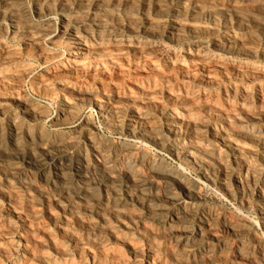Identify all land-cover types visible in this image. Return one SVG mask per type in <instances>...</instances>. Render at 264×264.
Segmentation results:
<instances>
[{
	"label": "rangeland",
	"instance_id": "rangeland-1",
	"mask_svg": "<svg viewBox=\"0 0 264 264\" xmlns=\"http://www.w3.org/2000/svg\"><path fill=\"white\" fill-rule=\"evenodd\" d=\"M198 2L199 3L197 5L200 6H197V8L193 9V19L190 16L185 17V20L182 19V24L185 25V27L187 26L184 31L187 29V31H185L186 33L188 30H193V28L195 30V27L198 28L196 31H198V34H200L201 41L209 46H214L215 44L220 45V43L222 45L225 44L226 41L230 42L231 40V44L229 43L230 45H228L231 48L232 53H230V55H220V59L217 58V61L219 59V65L218 63L212 64V62H210L209 64H203V66L199 62H188L187 64H184V69H178L176 66L174 68L168 67L169 65L166 63V60L169 56L175 53H179L178 55H181L183 50L187 49L188 46L194 45L193 40L190 38L179 41L173 45L167 44L165 35L163 34L167 28L169 29L171 25V15L173 11H176V3L174 0H159V8H157V6L156 9L154 6H151L150 8V13L148 16H150V20L153 23H151V26L156 34L158 33L160 35L154 38L153 43L158 48H161L158 56L151 58L150 64H143L144 61H142V58L138 59L136 56L131 53H127L126 50L123 49L119 52H114L117 55H114L113 53V56L109 61L102 62V65L100 64V67L102 66L101 68L99 65L97 67V64H95L93 61H85V64L73 63L67 59L66 52L64 51V48L66 47V45H64V39H57L59 41L55 40L53 45L52 43L50 45H46L45 50L46 52L48 51L47 57L46 59H40L34 54L33 50L27 49L24 45H22V42L17 41V39L12 38L11 36L9 37V34L4 30L7 27L6 25L9 23L7 21L3 22V27L2 25L0 26V35L2 36H0V50H2L0 51V58L2 57L3 52L7 51L12 53L13 57L11 60L14 61H6V63L0 64V151H9L10 145L13 142H16L19 144V153L22 155L20 156L19 154L18 156L20 157L17 156V158L20 159L16 158L17 160H15V166L7 164L9 158L3 157L4 161L2 160L0 162V166L4 168L6 165V167L5 169H0V174L3 173L2 171H4V173L9 172L7 173L8 175H12L14 173L21 174L23 179L27 181L30 180L29 182L32 184V187L29 189L32 190L23 192L13 182V193H10V196H4L3 193L7 191V186L5 185L4 181H0V229L4 228L5 231H9L8 233H10V229H12L14 230L16 236L19 234L25 236V233H27L26 229L29 225L32 229L33 235L39 238L43 244L40 247L38 246L39 248H37V251L39 253L46 252L45 254L48 255L51 254L50 256L54 257L59 264H121L120 261L123 260L125 264H264V256H260L257 247L258 241L264 243V227L262 226L261 221V219L263 220L264 215V162L260 160V152L256 151L254 148H251L248 144L235 141L237 144H240L245 148V151H241V154L239 153L236 155L233 149L232 151L230 150V147L227 143H222L221 141L218 142L217 139L210 136V134L208 135V133L202 139L201 154L204 155L206 153V156L210 158L209 160H211V162L208 159L205 160L210 171L215 173L222 170L226 173L225 183L227 184L231 193L230 196H226L216 184L211 183V185L210 183L208 184V182H205V180L197 174V171L194 170L193 167L191 168V166H188L186 163L174 159V157L169 155L166 149H161L152 144L145 143L144 140L128 135L125 132L116 131L114 128L111 129L112 126L108 127L100 117L95 106L93 104H88V98L85 99V97L81 95V93L86 90L88 92L90 91L91 94L94 95L93 99L99 102L104 101V98L113 99L116 97H121V99H123L127 95L138 97V100H143L146 98L148 99V102L151 100L149 102L150 104L146 101L147 103H144L143 105H140L141 101L133 105L127 104L124 101H118L119 103L116 102V106L119 108L122 106L121 110L124 108V111L122 110L124 113V119L122 122H120L119 127L121 129L125 124L129 118L131 109H139L145 114L146 118L148 117L147 120L152 126L155 124L153 127H155L156 131H158V133L163 137L166 136L165 121L167 114L173 111L180 116L183 113V110L186 108L188 110L191 108L190 106H193L192 103L190 105V103L185 102L187 105L182 107L183 105L177 104V102H174L168 98V94H183L185 90L188 92L192 91L196 94L195 97L197 98L195 99H191L190 96L187 95V99L194 101L195 104L197 102H202V100L212 102L213 105L216 103L214 105L215 109L210 112H196L194 114L192 113L193 115H191L192 120L197 121L198 123L202 122L201 125L206 126L207 129L213 133L217 132V134H220L223 131L224 133L227 131H229L228 133H232L230 131H232L235 126H228V123H225L218 118L221 113H226L228 115L230 114L229 116L231 119L229 118V120L232 121V125L233 123L237 122V119H241V117L244 118L245 115H243L240 111V104L244 100V102H250V110L252 112H257L255 114H257L256 116L259 122L256 125L264 126V102L259 103L258 100V94L262 95V97L264 96V34L261 32L262 23H264V10H262L264 9V4L263 8L259 5L264 3V0H255L252 3H248V5L251 7L253 6L252 11L250 10L251 7L247 5V7H249V11L245 10L242 13L236 12L235 16L241 15L239 16L241 20H243L241 24L239 23L240 21L237 24L233 23V18L230 17V19L228 18L225 21V5L222 6V4H226L225 2H220L219 5L213 0H202V2L198 0ZM34 3L35 0L24 1V6L28 8L29 13L34 6ZM134 4L135 10L130 16L132 18H125V16L120 15L115 17L113 22L115 24L120 23V25H123L125 23L127 24L130 19L129 22H131L132 25L145 24L146 18H144L142 13H140V10L138 9V3ZM36 17L37 16L35 13H31L29 19L32 18L31 20L36 24L39 23V25L45 24V22L52 25L56 22H59L60 18L57 14H51L49 16L40 18ZM201 19L203 22H201ZM200 27L204 28L205 30H199ZM209 28H211L214 33L211 32ZM241 44H244V46ZM242 46L244 47L245 51ZM106 47L110 52L112 45L107 44ZM236 48L239 50L243 49L244 52L247 50V52L250 53L248 56L242 53L240 54L241 51L235 50ZM125 60H127V62ZM136 60L138 62H136ZM75 66H77L76 68L78 69L74 68ZM235 66H238L239 69H233ZM23 68L26 70L28 68L29 71V74L24 77L26 79L16 75L20 70H24ZM253 72H255V74ZM76 91H80L81 93L79 95L81 96H77ZM142 91L144 92L142 93ZM146 93H149V98L147 97ZM76 102H78L77 105ZM66 105L67 107L68 105L71 107L74 105L75 106L68 111L65 107H62ZM258 110L260 113H258ZM234 117H236V119ZM60 120H64V123ZM245 120L243 119L244 123L247 122V120L246 122ZM223 123L230 130H227V127ZM13 124L15 125L14 128L12 126ZM86 132L94 139H98L97 141L106 140L113 144V146H120L123 149L129 150L126 157L120 162V166L118 168L115 167V169L112 167L113 174L116 171H120V167L125 168L128 166L129 168H132L131 170H133V172L138 176H140L141 173L142 177H140L143 180V188H145L146 191L158 193L156 195L159 196L157 197L159 198L158 200H153L150 203L152 210L159 211L157 214H159L161 217H164L167 222L172 218V215L177 210L176 206L170 201L182 196V194L179 186H177L172 180L166 181L161 178H156V175H152V172L147 166L148 163L151 161L160 163L171 175L180 174L182 175L185 182L195 185L196 191L199 193V199L196 198L192 200L189 206L192 210L190 211L192 212V217L189 220L188 225L184 229H181V227L174 223H168V225L165 226L154 225L150 221L151 214L148 213L146 211L147 209H144L145 207L141 205L142 198L140 200L138 199V201L136 198H134V196L131 199L125 195L126 192L124 191L123 185L126 183V178L122 176V173L117 172V174H114L112 186L115 188L116 193L114 198L110 200V203L104 207L100 203L101 195L97 189L95 191L93 190L94 192L92 191V194H87L85 197L86 201L82 204L77 202L72 197L71 193L73 190L77 189V186L74 182H68L65 184V187L68 190L66 191L69 192L67 196L69 198H62L58 189L50 187L51 185H48L44 181L40 180L41 170L39 165H41L44 161H47L48 156L50 159L53 155L59 153L58 151H60L61 148L58 147V143L61 145L66 144L67 147H71L68 149L67 156L65 159H63V169H66V166L70 161L74 162L79 158L83 159L84 161L86 160V163L89 162L93 168L97 167V163L95 162L94 158L91 157L88 146H86L87 143L85 142L82 134ZM46 135L48 137H46ZM26 137L28 139H26ZM38 139H45V141L48 142L47 144H50V146L46 149L47 151H43L39 146L36 147V145H38ZM176 141L179 143L182 142L185 145L189 144L188 139L183 140L181 137L177 138ZM29 143L32 145H29ZM224 144L226 146H224ZM248 149H250L249 152ZM51 150L54 152H51ZM240 159L243 160L241 161ZM250 166L253 167H251V171ZM14 168L15 171L13 170ZM245 168L247 169V172H245ZM249 172L254 179L250 177ZM246 173L248 176H246ZM242 174H245L246 177ZM236 176L239 178V180H237L238 182L234 181ZM232 181H234L235 184ZM14 193L18 197L17 199L14 197ZM6 196H8L9 199ZM127 199L130 200L128 201ZM15 200H17V202H15ZM120 203H122V206ZM57 205H59L62 209ZM113 205H119V210L116 214H114L115 216L110 212ZM83 207L88 212L82 209ZM96 212H99V215ZM74 214L79 218L78 221H76V216L72 217ZM100 214L102 215L101 217ZM208 214L209 216L213 217V223L210 225L211 227H209V231L206 226L201 224L199 218L200 215ZM147 216H149V218ZM30 217L34 220L30 221ZM101 218L106 222L101 221ZM66 220L69 222H66ZM29 221L30 223H28ZM222 223H236V225L233 226V231H230L223 227ZM146 228H149V231ZM192 229L201 230L203 234V241L200 245L194 246L189 251H182L184 252L182 253L175 242L182 239L183 236L181 234L189 230L192 231ZM150 231L153 232V235H156H150ZM78 242L80 244H89V246H91L92 250L94 251L97 250V247L94 246V243H98L100 246H102L100 249H104L106 251L108 249V253L112 254L114 258L101 260L102 258L99 256H96L95 259L85 255L79 256L77 247L80 244H77ZM1 244L5 245L6 242L2 241ZM175 253L176 255H174ZM241 256L243 258H241ZM120 257L122 259H120Z\"/></svg>",
	"mask_w": 264,
	"mask_h": 264
},
{
	"label": "bare ground",
	"instance_id": "bare-ground-1",
	"mask_svg": "<svg viewBox=\"0 0 264 264\" xmlns=\"http://www.w3.org/2000/svg\"><path fill=\"white\" fill-rule=\"evenodd\" d=\"M25 0H0V26L3 27V22L7 21L9 24L6 25L7 27L4 29L6 33L9 34V37L11 36L14 39H17V41L22 42L27 49H31L34 51V54L38 56L40 59H46L48 51L46 52L45 46L54 44L55 40L57 39H64L66 47L64 48V51L66 52L67 59L70 60L73 63H84L85 61H93L96 66L100 67V64L102 62H107L112 58L113 53L119 52L120 50H126L127 53H131L136 58L141 59L145 63H151V58L158 56V54L161 51V48L154 45L153 40L156 36H160L158 33L154 31V29L151 26V18L149 15L151 6H154L156 9L158 7L159 0H35L34 6L32 7L31 12H28V8L24 6ZM164 1V0H163ZM173 1V0H172ZM215 3L219 5L220 2H225V9H224V18L226 19L233 18V23H239L243 20L239 16H235L236 12L242 13L245 10H248L250 5L248 3H252L255 0H213ZM176 3V11L172 13L171 15V25L169 29L164 32L163 35H165L167 44L173 45L176 44L179 41H182L184 39L190 38L193 40L194 45L188 46L187 49L183 50L181 55L173 54L169 56L166 60V63L169 65L168 67L174 68L175 66L178 69H184V64H187L188 62H199L202 65L203 64H209L212 62V64L219 65V57L223 54H229L232 53L231 48L229 45L230 42H227L225 44L220 43L215 44L214 46H209L201 41V36L198 34V31H196L198 28L195 26V30H188L184 31L185 25L182 24V19L185 17H192L193 19V9L197 8V5L199 2L198 0H174ZM202 2V0H200ZM205 2V1H203ZM262 2V1H261ZM138 3V9L140 10V13L146 18V23L143 25H132L129 19L128 23L120 25L115 24L113 22L115 17H118L120 15H123L128 18L130 17L134 10H135V4ZM171 4V3H170ZM263 4H259L260 7L263 8ZM162 5V4H161ZM169 5V4H168ZM208 5V4H206ZM221 5V4H220ZM247 5L249 7H247ZM209 7V6H208ZM219 7V6H218ZM253 7V6H252ZM251 7V11L252 8ZM199 9V8H198ZM205 9V8H204ZM209 9V8H208ZM215 9V8H214ZM158 10V9H157ZM221 10V9H220ZM264 10V9H262ZM149 11V12H148ZM152 11V10H151ZM249 11V10H248ZM256 11V10H255ZM164 12V11H163ZM200 12V11H199ZM31 13H35V15L40 18L44 16H49L51 14H57L59 18V22H56L54 24H41L35 23L31 19H29ZM138 13V12H137ZM157 13V12H156ZM201 13V12H200ZM237 13V14H238ZM154 14V13H153ZM151 14V15H153ZM166 14V13H165ZM195 14V13H194ZM234 14V15H233ZM247 14V13H246ZM158 16V15H157ZM199 16V15H196ZM201 16V15H200ZM217 16V15H216ZM36 17V18H37ZM124 18V19H125ZM197 18V17H195ZM194 18V19H195ZM223 18V19H224ZM229 18V19H230ZM262 18V17H261ZM190 19V18H189ZM203 19V18H202ZM201 19V20H202ZM57 20V19H56ZM120 20V19H118ZM128 20V19H127ZM136 20V19H135ZM185 20V19H184ZM196 20V19H195ZM200 20V21H201ZM257 20V19H255ZM58 21V20H57ZM117 21V19H116ZM132 21V19H131ZM199 21V20H197ZM213 21V20H212ZM251 21V20H250ZM249 21V22H250ZM254 21V20H253ZM119 22V21H118ZM127 22V21H126ZM203 22V20L201 21ZM206 22V21H205ZM230 22V21H229ZM124 23V22H123ZM216 23V22H215ZM255 23V22H254ZM153 24V23H152ZM157 24V23H156ZM155 24V26H156ZM204 24V23H203ZM259 24V23H258ZM257 24V25H258ZM187 25V24H186ZM214 25V24H212ZM217 25V24H216ZM239 25V24H238ZM237 25V26H238ZM255 25V24H253ZM261 25V24H260ZM241 26V25H240ZM190 27V26H189ZM228 27V26H227ZM261 27V26H260ZM192 28V27H191ZM205 28V26H204ZM199 28V30L204 29ZM222 28V27H221ZM241 28V27H240ZM245 28V27H244ZM211 32L212 29L209 28ZM214 29V28H213ZM2 30V29H1ZM3 30V31H4ZM205 30V29H204ZM208 30V29H207ZM254 30V29H253ZM260 30V29H259ZM209 31V32H210ZM218 32V31H217ZM259 32V31H258ZM264 34V23H262V31ZM5 33V34H6ZM160 33V32H159ZM163 33V32H162ZM161 33V34H162ZM188 33V34H187ZM201 33V31H200ZM214 33V32H213ZM206 35V34H205ZM1 36V35H0ZM4 36V35H3ZM2 37V36H1ZM11 38V39H12ZM203 38V37H202ZM240 39V38H238ZM234 40V39H233ZM59 41V40H57ZM62 41V40H61ZM213 41V40H212ZM215 42V41H214ZM217 42V41H216ZM218 43V42H217ZM230 43V44H229ZM110 44L112 45V49L109 52L106 45ZM229 44V45H228ZM245 44V43H244ZM244 44H241L244 46ZM247 44V43H246ZM253 44V43H252ZM234 45V44H233ZM240 45V44H239ZM249 45V44H248ZM261 45V44H260ZM12 46V45H11ZM59 46V45H57ZM242 48L244 49V47ZM252 46V45H251ZM174 47V46H173ZM241 47V46H240ZM238 47V48H240ZM254 47V45H253ZM111 48V46H110ZM5 49V48H2ZM14 49V48H12ZM11 49V50H12ZM23 49V48H22ZM26 49V50H27ZM243 49H235L237 51H241L240 54H245L248 56L250 52H244ZM248 49V48H247ZM7 50V48H6ZM176 50V49H175ZM2 51V50H0ZM5 51V50H4ZM9 51V50H8ZM24 51V50H23ZM31 52V51H30ZM262 52V51H261ZM25 53V52H24ZM32 53V52H31ZM30 53V54H31ZM114 55H117L115 54ZM239 53V52H237ZM50 55V54H49ZM64 55V54H63ZM255 55V54H254ZM33 56V55H32ZM31 56V57H32ZM57 56V55H56ZM133 56V57H134ZM12 53L10 52H3L2 57L0 58V64L6 63V61L13 62L12 59ZM37 57V58H38ZM52 57V56H51ZM50 57V58H51ZM55 57V56H54ZM59 57V56H58ZM124 57V56H123ZM167 57V56H166ZM256 57V56H255ZM259 57V56H258ZM30 58V57H29ZM117 58V57H116ZM122 58V55H121ZM217 58L218 61H217ZM119 59V58H118ZM162 59V58H161ZM112 60V59H111ZM135 60V59H134ZM133 60V61H134ZM225 60V59H224ZM36 61V60H35ZM45 61V60H44ZM127 62V60H125ZM46 62V61H45ZM136 62H138L136 60ZM21 63V62H20ZM88 63V62H87ZM114 63V62H113ZM142 63V62H141ZM246 63V62H245ZM47 64V63H46ZM78 64V65H79ZM85 64V63H84ZM94 64V65H95ZM141 64V65H143ZM237 64V63H236ZM75 65V64H74ZM77 65V64H76ZM102 65V64H101ZM106 65V64H105ZM104 65V66H105ZM117 65V64H116ZM115 65V66H116ZM127 65V64H126ZM135 65V64H134ZM133 65V66H134ZM153 65V64H152ZM195 65V64H194ZM29 66V65H28ZM91 66V65H90ZM107 66V65H106ZM111 66V65H110ZM136 66V65H135ZM140 66V65H139ZM156 66V65H154ZM189 66V65H188ZM204 66V65H203ZM63 67V66H62ZM75 66L74 68H76ZM93 67V66H92ZM102 67V66H101ZM100 67V68H101ZM150 67V66H149ZM199 67V66H198ZM254 67V66H253ZM26 68V67H25ZM30 68V67H29ZM32 68V67H31ZM84 68V67H81ZM216 68V66H215ZM223 68V67H222ZM24 69V68H23ZM33 69V68H32ZM73 69V68H72ZM78 69V68H76ZM91 69V68H90ZM97 69V68H96ZM114 69V68H113ZM123 69V68H121ZM119 69V70H121ZM155 69V67H154ZM186 69V68H185ZM220 69V68H219ZM235 70H238L239 67L235 66L233 68ZM64 70V69H63ZM69 70V69H68ZM82 70V69H81ZM86 70V69H85ZM93 70V69H92ZM124 70V69H123ZM144 70V69H143ZM205 70V69H204ZM218 70V68H217ZM224 70V69H223ZM228 70V69H227ZM230 70V69H229ZM251 70V69H250ZM254 70V69H253ZM252 70V71H253ZM263 70V69H262ZM55 71V70H54ZM60 71V70H59ZM58 71V72H59ZM66 71V70H65ZM101 71V70H100ZM203 71V70H202ZM207 71V70H206ZM241 71V70H240ZM15 72V71H14ZM92 72V71H91ZM102 72V71H101ZM146 72V71H145ZM204 72V71H203ZM202 72V73H203ZM210 72V71H209ZM226 72V71H225ZM243 72V71H242ZM263 72V71H262ZM104 73V72H103ZM144 73V71H143ZM150 73V72H149ZM164 73V72H163ZM190 73V72H189ZM192 73V72H191ZM241 73V72H240ZM255 74V72H253ZM29 74L28 68L27 70H20L16 75L24 78L26 75ZM108 74V73H107ZM136 74V72H135ZM224 74V72H223ZM229 74V73H228ZM250 74V73H247ZM15 75V74H14ZM83 75V74H82ZM81 75V76H82ZM116 75V74H113ZM190 75V74H188ZM69 76V75H68ZM88 76V74H87ZM107 76V75H106ZM122 76V75H121ZM163 76V75H162ZM161 76V77H162ZM251 76V75H250ZM65 77V74H64ZM103 77V76H102ZM119 77V76H118ZM168 77V76H167ZM194 77V76H193ZM211 77V76H210ZM223 77V76H222ZM236 77V76H235ZM249 77V76H248ZM260 77V76H258ZM5 78V77H4ZM7 78V77H6ZM9 78V77H8ZM68 78V77H66ZM165 78V77H163ZM212 78V77H211ZM218 78V77H217ZM216 78V79H217ZM247 78V77H246ZM245 78V79H246ZM3 79V78H2ZM26 79V78H24ZM92 79V78H91ZM106 79V78H105ZM108 79V78H107ZM154 79V78H153ZM1 80V79H0ZM8 80V79H7ZM36 80V79H34ZM40 80V79H39ZM113 80V79H112ZM145 80V79H144ZM160 80V79H159ZM212 80V79H211ZM210 80V81H211ZM240 80V79H239ZM42 81V80H41ZM48 81V80H47ZM155 81V80H154ZM224 81V80H223ZM229 81V80H228ZM242 81V80H241ZM251 81V80H250ZM186 82V81H185ZM249 82V81H248ZM39 83V82H38ZM99 83V81H98ZM112 83V82H111ZM8 84V83H7ZM6 84V85H7ZM68 84V83H67ZM216 84V83H215ZM238 84V83H237ZM38 85V84H37ZM132 85V84H131ZM256 85V84H255ZM5 86V85H4ZM42 86V85H41ZM136 86V85H135ZM247 86V85H246ZM258 86V85H257ZM263 86V85H262ZM2 87V86H1ZM37 87V86H36ZM44 87V86H43ZM47 87V86H46ZM62 87V86H61ZM138 87V86H137ZM140 87V86H139ZM34 88V85H33ZM65 88V87H64ZM222 88V87H221ZM260 88V87H259ZM44 89V88H43ZM42 89V90H43ZM141 89V88H140ZM155 89V88H154ZM158 89V88H157ZM176 89V88H175ZM197 89V88H196ZM243 89V88H242ZM249 89V88H248ZM251 89V88H250ZM264 89V88H263ZM49 90V89H48ZM74 90V89H73ZM102 90V89H101ZM37 91V90H36ZM53 91V90H52ZM66 91V90H65ZM72 91V90H71ZM115 91V90H114ZM128 91V90H127ZM146 91V90H145ZM154 91V90H153ZM152 91V92H153ZM197 91V90H196ZM47 92V91H46ZM67 92V91H66ZM77 92V91H76ZM144 91H142L143 93ZM151 92V94H152ZM168 92V91H167ZM173 92V91H172ZM50 93V92H49ZM81 92L78 91L76 94L77 96ZM259 93V92H258ZM53 94V93H52ZM100 94V93H99ZM122 94V93H121ZM147 94V93H146ZM149 94V93H148ZM147 94V97H148ZM160 94V93H159ZM261 94V93H260ZM44 95V94H43ZM49 95V94H48ZM63 95V94H62ZM82 96L88 98V104L94 105L97 112L99 113L100 117L104 121V123L108 126L114 128L116 131H122L125 132L128 135H131L136 138H140L145 141V143L152 144L154 146H157L161 149H166L170 156L174 157V159L186 163L188 166L193 167L194 170L197 171V174L205 180V182H208V184H216L225 194L226 196H230L231 193L228 189L227 184L225 183V172L220 170L215 173H212L209 169L208 164L205 162V160H209L210 158L206 156V153L204 155L201 154L202 152V145L201 141L202 139L210 134V136L214 137L215 139L221 141L222 143H227L230 147V150L235 151V154H241V151H245V148L237 144L235 141H240L244 144H248L251 148H254L256 151L260 152V157L264 162V126H257L258 124V118H257V112H252L250 110V102H241L240 104V111L242 112L244 118L241 117V119H237L236 123H233L229 120L230 114L221 113L218 119H221L225 123H228V126H235L234 129H232V133H213L209 129H207L206 126L201 125V123H198L197 121H194L191 119V115H193L196 112H210L215 109V104L213 105L212 102L209 101H203L197 102L196 104L192 100L187 99V95L190 96V98H197L195 97L194 92H188L187 90L184 91L183 94H168L171 100L174 102H177V104L183 105L184 107L185 102L192 103L193 106H190L187 110H183V113L179 116V114H176L175 112L171 111L166 116L165 121V127H166V136L163 137L156 131L155 127H153L150 122L145 117V114L140 111L139 109L130 110L129 118L125 122V124L120 129L119 125L120 122L124 119V113L121 110V107L115 105V103H119L118 101H124L127 104H135L140 102V105L146 104L148 99L138 100V97L127 95L126 97H116V98H104V101L99 102L95 99H93V94L89 91H84L81 93ZM79 95V96H81ZM167 95V96H168ZM257 96V95H256ZM51 97V96H50ZM152 97V96H151ZM155 97V96H154ZM83 98V97H82ZM145 98V97H144ZM149 98V97H148ZM156 98V97H155ZM213 98V97H212ZM4 99V98H3ZM84 99V98H83ZM84 99V100H85ZM199 99V98H198ZM204 99V98H203ZM222 99V98H221ZM257 99V98H256ZM150 100V99H149ZM155 100V99H154ZM240 100V99H239ZM258 100L259 103L264 102V96L258 94ZM81 101V100H80ZM83 101V100H82ZM147 101V102H146ZM151 101V100H150ZM149 101V102H150ZM169 101V100H168ZM74 102V101H73ZM85 102V101H84ZM148 102V103H149ZM13 104V103H12ZM16 104V103H15ZM23 104V103H22ZM28 104V103H27ZM71 104V103H70ZM78 102H76V105ZM82 104V103H81ZM150 104V103H149ZM155 104V103H154ZM258 105V104H257ZM75 106V105H74ZM72 106V107H74ZM89 106V105H87ZM93 106V107H94ZM162 106V105H161ZM7 107V106H6ZM27 107V106H26ZM65 107L66 110L69 111L72 107L68 105L62 106ZM80 107V105H79ZM144 107V106H143ZM149 107V106H148ZM1 108V107H0ZM29 108V107H28ZM94 108V109H95ZM142 108V107H141ZM145 108V107H144ZM150 108V107H149ZM3 109V108H2ZM20 109V108H19ZM27 109V108H26ZM31 109V108H30ZM63 109V108H62ZM161 109V108H160ZM236 109V108H235ZM39 110V109H38ZM220 111V110H219ZM225 111V110H224ZM259 111V110H258ZM65 112V111H64ZM74 112V111H73ZM146 112V111H145ZM193 113V114H192ZM260 113V111L258 112ZM35 114V113H34ZM75 114V113H74ZM232 114V113H231ZM27 115V114H26ZM73 115V114H72ZM228 115V116H227ZM233 115V114H232ZM231 115V116H232ZM1 116V115H0ZM198 116V115H197ZM151 117V116H150ZM195 117V116H194ZM210 117V115H209ZM217 117V116H216ZM9 118V117H8ZM32 118V117H31ZM65 118V117H64ZM63 118V119H64ZM70 118V117H69ZM211 118V117H210ZM236 119V117H234ZM232 118V119H234ZM151 119V118H149ZM158 119V118H157ZM197 119V118H196ZM231 119V118H230ZM243 119L246 123H244ZM213 120V119H212ZM23 121V120H22ZM45 121V120H44ZM61 121V120H60ZM59 121V122H60ZM64 121V120H63ZM61 121V122H63ZM31 122V121H30ZM158 122V121H157ZM64 123V122H63ZM69 123V122H68ZM21 124V123H20ZM27 124V123H26ZM61 124V123H60ZM123 124V123H122ZM224 124V123H223ZM59 125V124H58ZM103 125V124H102ZM225 125V124H224ZM13 128L15 125H12ZM20 126V125H19ZM226 126V125H225ZM119 127V129H118ZM227 127V126H226ZM230 127V128H231ZM12 128V130H13ZM95 128V127H94ZM19 129V128H18ZM86 129V128H85ZM118 129V130H117ZM88 130V129H87ZM227 130H230L227 127ZM32 131V130H31ZM86 131V130H85ZM54 132V131H53ZM84 132V131H83ZM89 132V131H88ZM112 132V131H111ZM14 133V131H13ZM28 133V132H26ZM85 142L87 143L86 146H88L89 153L91 154V157L94 158L95 162L97 163V167L93 168L89 162H85L83 159L79 158L78 160L74 162H69L67 164L66 169H63V162L65 157L68 154V149L71 147H67L66 144H57L58 147L61 148L60 151H58V154L53 155L50 159L48 156L47 161H44L40 166L41 174H40V180L44 181L46 184L51 185L50 187H53L55 189L59 190V194L62 198H66L68 196L67 192L68 190L65 187V184L68 182L75 183L77 186V189L73 190L72 197L79 203H85V197L87 194L91 193L93 190L96 189L100 192V203L101 205L107 206L108 203H110V200L114 198V195L116 193L115 188L112 186V183L114 181V174L117 172L122 173V176L126 178V183L123 185L124 191L126 192L125 195L130 197L131 199L136 198L137 200L141 199V205L145 207L144 209H147L146 211L151 214L150 221L156 225V226H165L169 224H176L177 226L181 227V229H184L188 223L189 220L192 217V211L190 209V204L192 200L198 198L199 199V193H197L195 185L192 183L189 184L185 182L182 175L180 174H170L166 170L164 166H162L160 163H155L153 161L148 163V168L152 172V175H156V178H161L163 180H172L174 183H176L177 186H179L182 196L178 198H173L174 200H169L172 202L177 210L172 215V218L167 222L164 217H161L159 214H157L159 211L152 210L150 203L153 200H158L159 196L156 194L158 193H152L151 191H146L145 188H143V180L140 173V176L135 174L132 168L120 167V171H114L112 172V167L115 169V167L120 166V162L122 159L126 157L129 150L123 149L120 146L116 147L113 146L109 141H97L94 139L90 134L82 133ZM27 135V134H26ZM74 135V134H73ZM46 137H48L46 135ZM188 139L189 144L185 145L182 142L179 143L176 141L177 138ZM213 138V139H214ZM16 139V138H15ZM26 139H28L26 137ZM50 139V138H49ZM75 140V139H74ZM24 141V139H23ZM29 141V140H28ZM181 141V140H180ZM58 142V141H57ZM112 142V141H111ZM38 145L36 147H40L43 151L46 150L50 144H47L48 142L42 139L37 140ZM36 143V144H37ZM61 143V142H60ZM63 143V142H62ZM67 143V142H65ZM203 143V142H202ZM210 143V142H209ZM71 144V143H70ZM29 145H32L29 143ZM35 145V144H33ZM68 145V144H67ZM72 145V144H71ZM69 145V146H71ZM75 145V144H74ZM4 146V145H3ZM19 144L16 142H13L10 145L9 151H0V162L3 160V157L9 158L8 163L11 166H15V160L20 159L17 158V156L21 153H19ZM23 146V145H21ZM136 146V145H135ZM224 146H226L224 144ZM53 147V146H52ZM56 147V146H54ZM57 147V148H58ZM232 147V148H231ZM22 148V147H21ZM73 148V147H72ZM142 148V147H141ZM207 148V147H206ZM130 149V148H129ZM1 150V149H0ZM39 150V149H38ZM54 150V149H53ZM132 150V149H130ZM250 149H248L249 152ZM47 151V150H46ZM73 151V150H72ZM158 151V150H157ZM247 151V149H246ZM255 151V152H256ZM22 152V151H21ZM51 152H54L51 150ZM70 152V151H69ZM146 152V151H145ZM246 152V153H248ZM252 152V151H250ZM27 153V152H26ZM245 153V154H246ZM244 154V153H243ZM249 154V153H248ZM254 154V153H253ZM202 155V156H201ZM18 156V157H20ZM84 156V155H83ZM133 156V154H132ZM239 156V155H238ZM80 157V156H79ZM241 157V156H240ZM239 157V158H240ZM17 158V159H16ZM47 158V157H46ZM238 158V159H239ZM250 158V157H249ZM12 159V160H11ZM26 159V158H23ZM85 159V158H84ZM217 159V158H216ZM222 159V158H221ZM235 159V158H234ZM237 159V160H238ZM251 159V158H250ZM22 160V159H21ZM20 160V161H21ZM46 160V159H45ZM73 160V159H72ZM137 160V159H136ZM241 160V159H240ZM243 160V159H242ZM241 160V161H242ZM4 161V160H3ZM19 161V162H20ZM35 161V160H34ZM211 162V160H209ZM221 161V160H220ZM236 161V159H235ZM239 161V160H238ZM246 161V159H245ZM248 161V160H247ZM214 162V160H213ZM217 162V161H216ZM215 162V163H216ZM244 162V161H243ZM242 162V163H243ZM214 163V164H215ZM220 163V162H219ZM245 163V162H244ZM3 164V163H2ZM5 164V163H4ZM131 164V163H130ZM211 164V163H210ZM246 164V163H245ZM244 164V165H245ZM213 165V164H212ZM211 165V166H212ZM217 165V163H216ZM248 165V163H247ZM246 165V166H247ZM32 166V165H31ZM125 166V165H124ZM219 166V165H218ZM222 166V165H221ZM243 166V164H242ZM253 166V165H252ZM250 166V171L251 167ZM6 167V165H5ZM5 167H1L0 169H5ZM18 167V166H17ZM29 167V166H28ZM92 167V168H91ZM8 168V167H7ZM6 168V169H7ZM10 168V166H9ZM12 168V167H11ZM211 168V167H210ZM215 168V166H214ZM243 168V167H242ZM247 168V167H246ZM245 168V172H247V169ZM249 168V167H248ZM253 168V167H252ZM255 168V167H254ZM223 169V168H221ZM244 169V168H243ZM15 171V168L13 169ZM52 170V171H51ZM135 170V169H134ZM256 170V169H253ZM252 170V171H253ZM258 171V170H257ZM0 174V181H4L5 185L7 186V191L4 192L5 195H9L10 193H13L14 188L12 187V184H14L21 189L23 192H28L29 189L32 187V184L23 179L21 174L14 173L12 175H8L7 173ZM244 173V171H243ZM254 173V172H253ZM245 176V174H242ZM250 175V172H249ZM148 176V173H147ZM228 176V175H227ZM246 176L247 173H246ZM245 176V177H246ZM259 176V175H258ZM231 177V176H230ZM252 177V175H250ZM255 177V176H254ZM122 178V177H121ZM155 178V177H153ZM234 178V177H233ZM253 178V177H252ZM96 179V180H95ZM145 179V178H144ZM254 179V178H253ZM228 180V179H227ZM239 180L237 176L234 178V181ZM251 180V178H250ZM123 181V180H122ZM234 181H232L234 183ZM119 182V181H118ZM238 182V181H237ZM43 183V182H42ZM148 183V181H147ZM150 183V182H149ZM115 184V183H114ZM155 184V183H154ZM211 184V185H212ZM235 184V183H234ZM36 185V184H35ZM73 185V184H72ZM119 185V184H118ZM229 185V184H228ZM261 185V184H260ZM116 186V185H114ZM147 186V185H146ZM38 187V186H37ZM34 189V188H33ZM54 189V190H55ZM154 189V188H153ZM67 190V191H66ZM168 190V189H167ZM256 190V189H255ZM5 191V190H4ZM18 191V190H17ZM21 191V192H22ZM56 191V190H55ZM93 191V192H94ZM154 191V190H152ZM165 191V190H164ZM260 191V190H259ZM2 192V191H1ZM20 192V191H19ZM43 192V191H42ZM52 192V191H50ZM118 192V190H117ZM56 193V192H54ZM96 193V192H95ZM162 193V192H161ZM167 193V192H166ZM242 193V192H240ZM264 193V192H263ZM25 194V193H24ZM28 194V193H26ZM58 194V193H56ZM92 194V193H91ZM90 194V195H91ZM124 194V193H123ZM165 194V193H164ZM179 194V195H181ZM217 194V193H216ZM259 194V193H258ZM15 195V193H14ZM18 195V194H17ZM45 195V194H44ZM50 195V193H49ZM89 195V196H90ZM94 195V194H93ZM118 195V194H117ZM243 195V194H242ZM261 195V194H260ZM29 196V195H27ZM92 196V195H91ZM96 196V195H95ZM126 196V197H127ZM177 196V195H176ZM8 198V196H6ZM16 199L18 198L16 195L14 196ZM98 197V196H97ZM165 197V196H164ZM206 197V196H205ZM203 197V198H205ZM210 197V196H209ZM241 197V196H240ZM245 197V196H244ZM29 198V197H28ZM59 198V197H58ZM69 198V197H67ZM161 198V197H160ZM167 198V197H166ZM261 198V197H260ZM9 199V198H8ZM11 199V198H10ZM14 199V198H13ZM20 199V198H19ZM18 199V201H19ZM60 199V198H59ZM163 199V198H162ZM197 199V201H198ZM65 200V199H64ZM128 200V199H127ZM130 200V199H129ZM128 200V201H129ZM138 200V201H139ZM258 200V199H257ZM57 201V200H56ZM55 201V202H56ZM73 201V200H72ZM137 201V202H138ZM165 201V200H164ZM262 201V200H261ZM17 202V200H15ZM48 202V201H47ZM136 202V203H137ZM158 202V201H157ZM163 202V201H162ZM166 202V201H165ZM199 202V201H198ZM114 203V202H113ZM240 203V202H239ZM57 204V203H56ZM87 204V203H86ZM122 203H120L121 205ZM135 204V203H134ZM167 204V203H166ZM19 205V204H18ZM47 205V204H46ZM112 205V204H111ZM196 205V204H195ZM25 206V205H24ZM59 206V205H57ZM56 206V207H57ZM84 206V205H82ZM118 206L119 205H113L110 212L112 215L116 214L118 212ZM122 206V205H121ZM17 207V206H15ZM60 207V206H59ZM81 207V206H80ZM196 207V206H194ZM193 207V208H194ZM31 208V207H30ZM61 208V207H60ZM75 208V207H74ZM110 208V207H109ZM126 208V207H125ZM155 208V206H154ZM160 208V207H159ZM259 208V207H258ZM32 209V208H31ZM62 209V208H61ZM76 209V208H75ZM84 209V207L82 208ZM174 209V208H173ZM234 209V208H233ZM85 210V209H84ZM160 210V209H159ZM166 210V209H165ZM219 210V209H218ZM78 211V210H77ZM87 211V210H85ZM246 211V210H245ZM18 212V211H17ZM31 212V210H30ZM68 212V211H67ZM73 212V211H72ZM71 212V213H72ZM84 212V211H83ZM88 212V211H87ZM162 212V211H161ZM202 212V211H201ZM241 212V211H240ZM261 212V211H260ZM70 213V217H71ZM97 214L99 212H96ZM121 213V212H120ZM197 213V212H196ZM52 214V212H51ZM73 214V213H72ZM229 214V213H228ZM33 215V213H32ZM79 215V214H78ZM95 215V214H94ZM99 215V214H98ZM134 215V214H133ZM132 215V216H133ZM263 215V214H262ZM261 215V217H262ZM30 216V215H29ZM50 216V214H49ZM76 216L75 214L72 215ZM102 215L100 214V217ZM115 216V215H114ZM16 217V216H15ZM33 217V216H32ZM36 217V216H35ZM136 217V216H135ZM149 218V216H147ZM200 222L203 226H206L208 231L210 225L213 223V217L208 215H200ZM216 218V217H215ZM31 219V217H30ZM36 219V218H35ZM39 219V218H38ZM102 219V218H101ZM193 219V218H192ZM34 219H31L30 221H33ZM79 218L76 216V221H78ZM82 220V219H81ZM128 220V218H127ZM147 220V219H146ZM259 220V219H258ZM30 221L28 223H30ZM47 221V220H46ZM89 221V220H88ZM101 221L106 222L104 219ZM238 221V220H237ZM262 226L264 227V215ZM18 222V221H17ZM66 222H69L66 220ZM199 222V223H200ZM215 222V221H214ZM33 223V222H32ZM91 223V222H90ZM255 223V222H254ZM257 223V222H256ZM86 224V223H85ZM88 224V223H87ZM122 224V223H121ZM223 224V223H222ZM76 225V224H75ZM236 225V223H224L223 227H225L227 230L233 231V226ZM238 225V224H237ZM81 226V225H80ZM123 226V225H122ZM202 226V227H203ZM27 227V226H26ZM236 227V226H235ZM37 228V227H36ZM49 228V227H48ZM72 228V227H71ZM124 228V227H123ZM152 228V227H151ZM174 228V227H173ZM204 228V227H203ZM262 228V227H261ZM35 229V228H34ZM101 229V228H100ZM147 229V228H146ZM149 229V228H148ZM147 229V230H148ZM170 229V228H169ZM191 229V228H190ZM264 229V228H263ZM23 230V229H22ZM216 230V229H215ZM243 230V229H242ZM12 231V232H11ZM149 231V230H148ZM181 231V230H180ZM238 231V230H237ZM9 231H5L4 228L0 229V264H59L56 259L48 254L45 253H39L37 251V248L42 246V242L39 238L33 235L32 229L28 225L26 232V235H18L16 236L14 233V230L10 229ZM178 232V231H177ZM182 232V231H181ZM43 233V232H42ZM68 233V232H67ZM147 233V232H146ZM153 232L150 231V235ZM162 233V232H161ZM176 233V232H174ZM180 233V232H179ZM178 233V234H179ZM183 233V232H182ZM232 233V232H231ZM235 233V232H233ZM246 233V232H245ZM181 234V233H180ZM211 234V233H210ZM237 234V233H236ZM241 234V233H240ZM110 235V234H109ZM153 235V234H152ZM156 235V234H154ZM153 235V236H154ZM176 235V234H175ZM183 237L182 239L176 241L177 247L179 250L182 251H189L194 246H198L202 243L203 237L202 232L200 229H195L192 231H186L183 234H181ZM235 236V234H234ZM46 237V236H45ZM44 237V238H45ZM148 237V236H147ZM152 237V236H151ZM179 237V236H178ZM255 237V236H254ZM49 238V237H48ZM173 238V237H172ZM179 239V238H177ZM211 239V238H210ZM216 239V238H215ZM136 240V239H135ZM151 240V239H148ZM253 240V239H252ZM6 242L5 245H2L1 242ZM153 241V240H152ZM233 241V240H232ZM256 241V240H255ZM174 242V241H173ZM52 243V242H51ZM53 244V243H52ZM77 244H80L79 242ZM175 244V245H176ZM138 245V244H137ZM257 247L260 256H264V243L261 241L257 242ZM39 246V247H38ZM52 246V245H51ZM94 246L97 250H92V247L89 246V244H80L77 247V251L79 256L85 255L92 259H95L96 256H99L102 258L101 260H106L107 258H114V256L102 248L100 244L94 243ZM100 246V247H99ZM154 246V244H153ZM151 246L152 248H154ZM243 246V245H242ZM55 247V246H54ZM156 247V245H155ZM159 247V246H158ZM210 247V246H209ZM236 247V246H235ZM253 247V246H252ZM256 247V248H257ZM130 248V246H129ZM170 248V247H168ZM251 248V247H250ZM201 249V248H200ZM135 250V249H134ZM154 250V249H153ZM152 250V251H153ZM178 250V251H179ZM238 250V249H236ZM110 252V251H109ZM202 252V251H201ZM134 253V252H133ZM184 253V252H182ZM193 253V252H191ZM198 253V252H196ZM200 253V252H199ZM179 254V252H178ZM168 255V254H167ZM172 255V254H171ZM176 255V253L174 254ZM218 255V254H217ZM116 256V255H115ZM173 256V255H172ZM205 256V255H204ZM78 257V256H77ZM174 257V256H173ZM99 258V259H100ZM116 258V257H115ZM119 258V257H117ZM124 258V257H123ZM191 258V257H190ZM221 258V257H220ZM241 258H243L241 256ZM98 259V260H99ZM120 259H122L120 257ZM127 259V258H126ZM125 259V260H126ZM138 259V258H137ZM175 259V258H174ZM237 259V258H236ZM245 259V258H244ZM100 260V261H101ZM128 260V259H127ZM218 260V259H217ZM120 261V260H119ZM124 261V260H123ZM120 261L121 264H125V262ZM137 262V261H136ZM166 262V261H165ZM173 262V261H172ZM98 263V262H97ZM112 263V262H111ZM66 264V263H65ZM147 264V263H146ZM179 264V263H178Z\"/></svg>",
	"mask_w": 264,
	"mask_h": 264
}]
</instances>
